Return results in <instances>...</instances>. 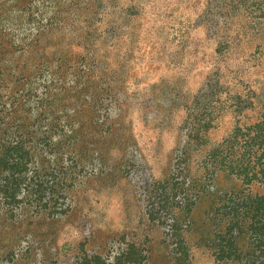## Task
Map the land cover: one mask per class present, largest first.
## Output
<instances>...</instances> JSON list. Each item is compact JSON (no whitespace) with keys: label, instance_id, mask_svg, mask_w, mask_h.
Here are the masks:
<instances>
[{"label":"rangeland","instance_id":"rangeland-1","mask_svg":"<svg viewBox=\"0 0 264 264\" xmlns=\"http://www.w3.org/2000/svg\"><path fill=\"white\" fill-rule=\"evenodd\" d=\"M264 0H0V264H264Z\"/></svg>","mask_w":264,"mask_h":264},{"label":"trees","instance_id":"trees-1","mask_svg":"<svg viewBox=\"0 0 264 264\" xmlns=\"http://www.w3.org/2000/svg\"><path fill=\"white\" fill-rule=\"evenodd\" d=\"M254 127H256L254 140L256 141L257 146L264 152V124L257 123Z\"/></svg>","mask_w":264,"mask_h":264}]
</instances>
